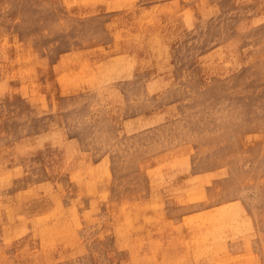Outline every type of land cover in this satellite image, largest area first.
Segmentation results:
<instances>
[{"label":"rangeland","instance_id":"374dc122","mask_svg":"<svg viewBox=\"0 0 264 264\" xmlns=\"http://www.w3.org/2000/svg\"><path fill=\"white\" fill-rule=\"evenodd\" d=\"M173 263L264 264V0H0V264Z\"/></svg>","mask_w":264,"mask_h":264},{"label":"bare ground","instance_id":"6f19581e","mask_svg":"<svg viewBox=\"0 0 264 264\" xmlns=\"http://www.w3.org/2000/svg\"><path fill=\"white\" fill-rule=\"evenodd\" d=\"M185 23V22H184ZM181 26V25H180ZM152 53V52H151ZM159 58V57H158ZM19 59V58H18ZM161 61V60H160ZM98 74V73H97ZM100 75V74H99ZM48 87V86H47ZM54 90V89H53ZM36 141V140H35ZM30 185V184H29ZM31 187V186H30ZM40 193V192H39ZM229 208V207H228ZM212 212V211H211ZM231 212V211H230ZM237 213V212H236ZM191 216V215H190ZM210 216V215H209ZM184 220V219H183ZM65 227V226H64ZM63 228V227H62ZM166 229V228H165ZM77 242V240H76ZM60 244V243H59ZM102 248V247H101ZM175 253V252H174ZM92 260V259H91ZM33 261V260H32ZM174 264V263H173Z\"/></svg>","mask_w":264,"mask_h":264}]
</instances>
